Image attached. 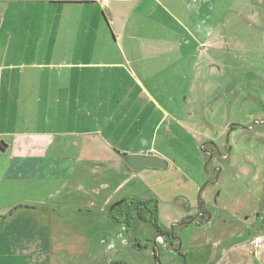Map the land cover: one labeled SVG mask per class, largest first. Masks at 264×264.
Returning a JSON list of instances; mask_svg holds the SVG:
<instances>
[{
  "label": "crops",
  "instance_id": "0c3cea01",
  "mask_svg": "<svg viewBox=\"0 0 264 264\" xmlns=\"http://www.w3.org/2000/svg\"><path fill=\"white\" fill-rule=\"evenodd\" d=\"M213 1L0 0V221L45 228L46 264H153L150 244L141 250L124 235L126 224L107 215L124 195L155 199L168 228L195 210L200 194L208 215L190 222L198 230L188 242L216 263L260 254L251 239L264 236L263 207L230 205L249 192L231 198L220 189L209 209L213 184L182 174L191 195L167 198L158 183L157 190L145 184L161 168L134 172L116 152L167 159L156 148L168 114L160 100L166 84L210 63ZM237 163L221 165L218 180L243 170ZM134 178L146 190H124ZM107 218L108 233H86ZM15 239L0 234V264L23 260Z\"/></svg>",
  "mask_w": 264,
  "mask_h": 264
},
{
  "label": "rangeland",
  "instance_id": "374dc122",
  "mask_svg": "<svg viewBox=\"0 0 264 264\" xmlns=\"http://www.w3.org/2000/svg\"><path fill=\"white\" fill-rule=\"evenodd\" d=\"M211 17L210 51L206 56L210 63L198 66L195 75H192L193 70L188 72L185 81L165 83L166 94L160 101L168 114L156 132V148L166 155L167 166L158 169V175L147 176L145 184L157 190L158 183L167 192L166 197L171 198L176 193L191 195L182 174L196 177L203 184L213 182L214 177L207 173L216 165L207 154L212 151L209 143L212 141L221 145L219 149L222 152L232 147L229 160L216 162L219 168L227 166L231 160H236V165L244 168H234L228 174L224 171L218 182L209 185L212 196L205 205L213 209L218 201L216 194L221 189L222 193L230 191L231 198L240 191L251 194L249 200L242 196L231 206L264 209V196L260 197L261 193L264 194V123L261 122L264 120V0H214ZM169 96L175 98L172 100ZM173 101H177L176 106ZM232 124V130L225 133ZM259 132L263 137L257 135ZM213 153V156H218ZM143 186L134 178L124 186V190H146ZM99 196L102 197V193ZM186 197L193 200L195 194ZM163 216L164 211L160 207L155 218L161 228H166ZM106 220L99 227L86 228V233H94L97 237L105 235L112 228L107 225H113L111 218ZM197 230L190 223L174 227L175 233L183 239L181 251L166 252L163 246H159L157 264H264V247H253L259 255L246 252L238 261L231 257L217 263L215 260L207 261L205 252L197 251L196 246L188 242ZM122 231L129 240L142 246H149L156 234L155 227L148 221L141 224L131 221ZM0 234L11 243V238H19L12 246L14 251L22 253L20 257L23 260H14L12 264H46L49 261L50 255L45 253L48 250L43 236L45 228L39 225L30 227L25 222L16 225L12 217L0 221ZM210 234L206 235L211 238L213 234ZM138 261L132 259L129 263L139 264Z\"/></svg>",
  "mask_w": 264,
  "mask_h": 264
},
{
  "label": "flooded vegetation",
  "instance_id": "af4514ba",
  "mask_svg": "<svg viewBox=\"0 0 264 264\" xmlns=\"http://www.w3.org/2000/svg\"><path fill=\"white\" fill-rule=\"evenodd\" d=\"M261 122L264 123V120H262ZM232 126H234V124H232L230 126L229 130L225 131V133L229 132L230 130H232ZM227 135H228V133H227ZM257 135L260 136V137H263V134L261 132L257 133ZM209 143H210L212 151L207 153V154H208L210 160L212 159L214 163L216 161H218L219 159H227V160H229L231 149H232L231 146H229L228 150H225L224 152H222V151H220L219 147L216 144H214L212 141H209ZM213 152H215L216 155H218V156H213V154H214ZM207 173L211 174L212 177H214V180H213L214 183L219 181L218 180L219 165L218 166H217V164L214 165V167L211 168L210 171H207ZM213 182L212 181H208V182H206L203 185V187H205L206 185H208L210 183L213 184ZM120 199H123V198H120ZM120 199H118V200H120ZM157 209H158V207H157ZM112 210L108 209V211H112ZM189 212L190 213L187 214L186 218L180 220L179 222H177V221L173 222L168 228H163V227L161 228L160 227L161 231H156L154 239H151V241H150V248H151L152 254L154 256L153 264H157V262H158V256H159V248L158 247L159 246H163L164 249H171L172 251H175V250L178 251L179 250L181 239L175 233L174 227H176L178 224H184L185 225V224H188V223L194 222V221L196 223L197 222L200 223L203 220H205V218H207L208 213H207V211H206V209L204 207V201H203L202 196L200 194L198 195V205L196 206L195 210H192V208H191V210ZM135 222L142 223L144 221H135ZM176 240H177V242H176ZM157 241L159 243H157ZM136 246H139V244L137 243ZM139 247L141 248V250H144L148 246H146L145 248L143 246H139Z\"/></svg>",
  "mask_w": 264,
  "mask_h": 264
},
{
  "label": "trees",
  "instance_id": "16d2710c",
  "mask_svg": "<svg viewBox=\"0 0 264 264\" xmlns=\"http://www.w3.org/2000/svg\"><path fill=\"white\" fill-rule=\"evenodd\" d=\"M123 202L117 205L107 215L127 226L131 221H148L153 224L156 231H161L155 218L157 201L153 198L144 199L134 195H124ZM162 233V232H161Z\"/></svg>",
  "mask_w": 264,
  "mask_h": 264
},
{
  "label": "water",
  "instance_id": "95a60500",
  "mask_svg": "<svg viewBox=\"0 0 264 264\" xmlns=\"http://www.w3.org/2000/svg\"><path fill=\"white\" fill-rule=\"evenodd\" d=\"M116 152L134 172L145 167L165 168L167 166V161L164 158L155 155L152 151H147L145 154H127L120 151ZM122 202L123 199L113 202L109 210H112L115 206L121 204Z\"/></svg>",
  "mask_w": 264,
  "mask_h": 264
},
{
  "label": "built area",
  "instance_id": "2783aa9c",
  "mask_svg": "<svg viewBox=\"0 0 264 264\" xmlns=\"http://www.w3.org/2000/svg\"><path fill=\"white\" fill-rule=\"evenodd\" d=\"M108 0H105V3H107ZM251 244L253 245L254 248H261L264 247V236L259 235L255 236L251 239Z\"/></svg>",
  "mask_w": 264,
  "mask_h": 264
}]
</instances>
